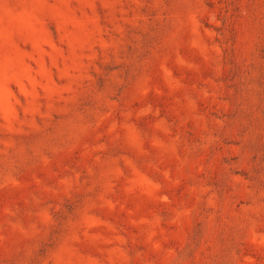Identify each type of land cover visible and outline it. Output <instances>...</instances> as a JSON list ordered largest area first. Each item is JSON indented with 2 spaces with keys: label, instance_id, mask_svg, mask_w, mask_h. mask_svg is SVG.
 I'll use <instances>...</instances> for the list:
<instances>
[{
  "label": "rangeland",
  "instance_id": "obj_1",
  "mask_svg": "<svg viewBox=\"0 0 264 264\" xmlns=\"http://www.w3.org/2000/svg\"><path fill=\"white\" fill-rule=\"evenodd\" d=\"M0 264H264V0H0Z\"/></svg>",
  "mask_w": 264,
  "mask_h": 264
}]
</instances>
